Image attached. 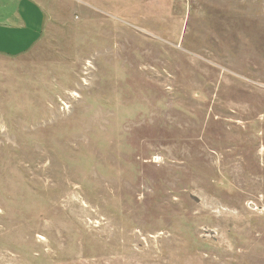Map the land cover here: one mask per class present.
I'll return each mask as SVG.
<instances>
[{
  "label": "rangeland",
  "instance_id": "1",
  "mask_svg": "<svg viewBox=\"0 0 264 264\" xmlns=\"http://www.w3.org/2000/svg\"><path fill=\"white\" fill-rule=\"evenodd\" d=\"M20 21L0 264H264V0H0Z\"/></svg>",
  "mask_w": 264,
  "mask_h": 264
},
{
  "label": "crops",
  "instance_id": "2",
  "mask_svg": "<svg viewBox=\"0 0 264 264\" xmlns=\"http://www.w3.org/2000/svg\"><path fill=\"white\" fill-rule=\"evenodd\" d=\"M15 25L18 28V31L0 30V41L6 43L4 46L0 44V55L7 57H18L24 55L32 47H34L38 41V39L34 40V38L27 34L25 24L23 22L20 21V23ZM42 26L44 28V21ZM11 35L16 37L11 38Z\"/></svg>",
  "mask_w": 264,
  "mask_h": 264
}]
</instances>
